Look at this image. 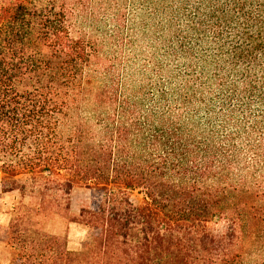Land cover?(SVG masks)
I'll use <instances>...</instances> for the list:
<instances>
[{"label":"trees","instance_id":"16d2710c","mask_svg":"<svg viewBox=\"0 0 264 264\" xmlns=\"http://www.w3.org/2000/svg\"><path fill=\"white\" fill-rule=\"evenodd\" d=\"M0 172L8 264H264V0H0Z\"/></svg>","mask_w":264,"mask_h":264},{"label":"rangeland","instance_id":"374dc122","mask_svg":"<svg viewBox=\"0 0 264 264\" xmlns=\"http://www.w3.org/2000/svg\"><path fill=\"white\" fill-rule=\"evenodd\" d=\"M1 178L2 174L0 172V263L8 264L11 259L12 249L6 241L5 226L9 222L12 207L20 197L17 190L3 191ZM143 196V192L138 189L130 191V199L134 203H140ZM23 201L29 203L30 199L25 196ZM91 201L92 195L89 188L80 185L73 186L69 198V208L63 212L64 217L49 215L44 220V227L60 235L65 234L69 249H80L83 240L87 237V229L81 224L69 221V217L76 216L79 210L82 207L89 206Z\"/></svg>","mask_w":264,"mask_h":264}]
</instances>
